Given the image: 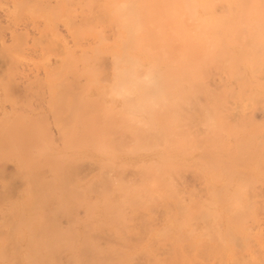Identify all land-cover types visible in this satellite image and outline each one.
<instances>
[{"label": "rangeland", "instance_id": "374dc122", "mask_svg": "<svg viewBox=\"0 0 264 264\" xmlns=\"http://www.w3.org/2000/svg\"><path fill=\"white\" fill-rule=\"evenodd\" d=\"M123 1L0 0V264H182L166 253L192 241L193 252L201 242L214 246L215 264H264V20L249 14H261L264 1L228 0L223 6L248 8L247 20L263 23L237 19L220 25L225 32L218 26V34L196 38L184 32L182 49L176 45L180 28L174 29L172 59L186 55L188 81L179 88L180 103L170 94L172 112L155 107L171 113L165 124L154 108L149 111L150 96L134 94L144 81L134 88L118 70L125 50ZM234 201L246 204L241 214L229 206ZM91 243L118 255L85 262L79 250ZM189 248L183 251L194 258ZM246 250L261 261L245 263Z\"/></svg>", "mask_w": 264, "mask_h": 264}, {"label": "bare ground", "instance_id": "6f19581e", "mask_svg": "<svg viewBox=\"0 0 264 264\" xmlns=\"http://www.w3.org/2000/svg\"><path fill=\"white\" fill-rule=\"evenodd\" d=\"M264 1V0H263ZM229 2L230 1H228V0H124L123 2H122V4H120V6H121V8H119V10L121 9L122 11H120V13L121 12H123V15H125V20H123V21H125L124 22V26H122V30H123V28H124V33H121V34H123L124 35V42L125 43H123V44H125L124 46L125 47H123V49L125 48V50H123V52H122V50H121V52H122V57L120 58V61H121V63L119 64V66H121L120 68H118V70H120V69H122L123 71H122V74H125V77L129 80L130 79V82H129V85L131 84V82H134L131 86L132 87H136V85H137V81L138 82H140V83H143V81H144V83L146 84V86H145V88H144V86H140L139 87V84H138V87L140 88V91L142 90V88H143V90H142V92H140V91H137L138 93H134L135 95L137 94V95H139V97H142L143 95V97H145L146 98V96H150L149 98L147 97V101H146V99L145 100H142V102L144 101H146V104H147V102L149 101L148 99H150V101H151V103L152 104H154V105H149V109H150V107H152V109H150L149 111L151 112V114H153L152 113V111L155 109V111L156 112H154L155 113V115L154 116H156V114L158 113L157 112V109L158 110H161V111H164L165 110V108H162V109H159V108H155V107H157V105L158 106H162V107H167V106H169L170 107V109H168V110H170L171 111V109L173 108V106H172V103H170V101L169 100H174V102H175V104H178V103H180V98L182 99V97L181 96H183V92H182V90L183 89H181V91H180V87L181 86H183V83H184V81H185V77L184 76H186L187 77V74H188V72L187 71H185V69L187 68V64H186V68H185V58H183V57H185V56H183L182 54L177 58V61L175 60V62L173 61V59L175 58L174 57V53L175 52H173L174 51V48H175V43H174V40H173V38H172V34L173 33H175L174 32V29L176 28H180L179 29V34H177V32H176V45L177 46H179V49H182V48H180L181 46H180V44L181 43H179V42H181L180 41V36H181V38L182 37H184V32L185 33H189L190 32V34L192 33V35L194 36L195 35V38H196V34H203L204 36H205V34H209V36L212 34L211 32L213 31V30H215V32H216V29L218 28V26H219V28L217 29V30H221L222 28L221 27H223V32H225L224 30V26H227L228 27V25L230 24V23H232V22H234L235 20L237 21V19H239V21H235L236 23H239V22H243L244 24L246 23L245 22V19L247 20V14L249 13V11L247 10L248 8H246V9H244V7H243V10L242 11H240L241 9H242V6H241V8L240 7H238L237 9H239V10H237V9H235L234 8V6H223V4H229ZM232 3H233V1H231ZM240 2H241V0H240ZM261 3V2H260ZM262 3H264V2H262ZM220 4H222V5H220ZM240 4H242L243 5V2L242 3H240ZM220 5V6H219ZM262 5V4H261ZM236 7V6H235ZM251 8H249V10H250ZM259 9V8H258ZM261 10H262V8H260ZM259 9V10H260ZM119 10H117V11H119ZM236 10H237V12L239 13V14H237L236 13ZM245 10H247V12L245 11ZM255 11H256V9H255ZM255 11H253L252 13H249V14H253L254 13V15H255V13H257L256 15H260V19L262 18V21L264 20L263 18H264V16H262L261 17V15H263L264 14V9H263V11H262V13L260 14L259 13V11H257V12H255ZM220 12L222 13V14H220ZM244 15V14H246L245 16H246V18H245V16H241L242 14ZM245 12V13H244ZM251 12V11H250ZM122 14V13H121ZM122 15V16H123ZM239 15H240V18H239ZM255 15V16H256ZM242 17H243V19H242ZM123 18V17H122ZM244 20V21H242V20ZM255 19V21H256V19L258 20V21H261L260 19H258L257 17H255V18H253L252 20H254ZM251 20V21H252ZM251 21H249V20H247V23L248 22H251ZM261 21V22H262ZM123 23V22H122ZM235 23V24H236ZM263 23V22H262ZM221 24H223L224 26H221L220 27V25ZM120 25H121V23H120ZM232 25H233V23H232ZM241 25V24H240ZM263 25H264V23H263ZM194 26L196 27V28H194ZM230 26V25H229ZM236 26V25H235ZM193 27V28H192ZM203 27V28H202ZM210 27H212V28H210ZM214 27V28H213ZM233 27V26H232ZM216 28V29H215ZM121 30V31H122ZM122 31V32H123ZM215 32H214V34H215ZM195 33V34H194ZM211 33V34H210ZM227 33V32H226ZM235 33V32H234ZM207 34V35H208ZM216 34H218L217 32H216ZM123 35H122V37H123ZM183 35V36H182ZM188 34H186V36H187ZM198 35V36H199ZM200 35V36H201ZM206 35V36H207ZM198 36H197V38H198ZM194 38V39H195ZM122 39V38H121ZM224 42V41H223ZM174 45H173V44ZM183 43V42H182ZM215 44V43H214ZM217 44V43H216ZM215 44V45H216ZM198 45V44H197ZM221 45V44H220ZM176 46V47H177ZM200 46V45H199ZM218 46V49H219V45H217ZM223 46V45H222ZM224 46H226V45H224ZM223 46V47H224ZM195 47V46H194ZM197 47V46H196ZM195 47V49H197ZM210 47V46H209ZM188 47H186V49H187ZM215 48V47H214ZM227 48H229V47H227ZM122 49V48H121ZM176 49V48H175ZM185 49V48H184ZM189 49V48H188ZM191 49V48H190ZM210 49H212V48H210ZM221 49V48H220ZM202 49H200V51H201ZM204 50V49H203ZM181 51V50H180ZM179 51V52H180ZM194 51V50H193ZM199 50H198V52H200ZM207 53L209 52L208 50H205ZM214 51H216V49L214 50ZM218 51V53H219V50H217ZM221 51V50H220ZM229 51V50H228ZM232 51V50H231ZM234 51V50H233ZM177 52H178V49H177ZM182 52H184V51H182ZM196 52V51H195ZM194 52V53H195ZM205 52V53H206ZM210 52H213V50L211 51L210 50ZM222 53H223V50L221 51ZM221 53V54H222ZM209 54V53H208ZM211 54V53H210ZM225 53H223V55H224ZM173 55V56H172ZM195 55V54H194ZM197 55V54H196ZM213 55H214V53H213ZM177 56V55H176ZM183 56V57H182ZM225 56V55H224ZM228 56V55H227ZM172 57H173V59H172ZM115 58V57H114ZM115 59H117V58H115ZM183 59H184V62H183ZM119 60V59H118ZM176 63V65L173 63ZM187 61V60H186ZM189 63V62H188ZM115 64H117V63H115ZM174 65V66H173ZM189 65V64H188ZM115 66V65H114ZM118 66V67H119ZM115 69H117V68H115ZM212 69V68H211ZM210 69V70H211ZM187 70V69H186ZM121 71V70H120ZM213 71H215V70H213ZM217 71V70H216ZM219 71V70H218ZM173 72H174V74H173ZM185 72H187V74L185 73ZM218 73V72H217ZM220 73V72H219ZM117 74H119V73H117ZM174 75L173 77L171 76V75ZM186 74V75H185ZM215 74V73H214ZM218 75V74H217ZM222 76H223V74H221ZM220 75V76H221ZM120 76V75H119ZM209 76H210V74H209ZM130 77V78H129ZM214 77H215V75H214ZM118 78V77H117ZM121 78V77H120ZM134 78L136 81H134V79L132 80V79ZM211 78H213V77H211ZM217 78V77H216ZM123 79L125 80V78L123 77ZM139 79V80H138ZM189 79V78H188ZM220 79L222 80V78L220 77ZM128 80L126 81V83H128ZM190 80V79H189ZM206 80V79H205ZM204 80V81H205ZM186 81H188L187 79H186ZM214 81V80H213ZM219 81V80H218ZM125 82V81H124ZM209 82V81H208ZM223 82V81H222ZM143 83V84H144ZM206 83V82H205ZM214 84H216L215 83V81H214ZM219 84V83H218ZM217 85V84H216ZM126 86V85H125ZM130 86V87H131ZM131 87V88H132ZM134 87V88H135ZM138 87L136 88V90H139L138 89ZM184 87V86H183ZM125 89V91L127 90L126 88H124ZM178 89H179V91H178ZM144 90H146V92L144 91ZM176 91H178V93L176 92ZM176 92V93H175ZM182 92V94L180 95V93ZM123 93V92H122ZM121 93V95H123ZM127 94H130V92L128 93V92H126ZM125 93V94H126ZM174 93L176 94V96L174 95ZM133 94V95H134ZM142 96H141V95ZM148 94V95H147ZM150 94V95H149ZM170 94L171 95H173L174 96V98H173V96H172V99H170ZM180 95V98L178 97L179 95ZM194 95H195V93H193ZM219 94V93H218ZM131 95V94H130ZM130 95H126V97L127 96H130ZM136 95V96H137ZM146 95V96H145ZM185 95V94H184ZM187 95V94H186ZM193 95V96H194ZM153 96H155V97H152ZM190 96V95H189ZM193 96H192V98H193ZM196 97H198V95L196 94L195 95ZM210 96V95H209ZM123 97H125V96H123ZM131 98L133 97V96H130ZM179 99H178V98ZM184 97H186V96H184ZM196 97H195V99H196ZM155 98V99H154ZM187 99H188V97H186ZM186 98H184V99H186ZM214 98H215V96H214ZM217 98V97H216ZM126 99V98H125ZM129 99V98H128ZM152 99V100H151ZM156 100V101H154V100ZM184 99H183V101H182V103L184 102ZM191 99V98H190ZM198 99V98H197ZM129 100H131V99H129ZM134 100V99H133ZM176 100V101H175ZM212 100V99H211ZM127 101V100H126ZM132 101V100H131ZM130 101V102H131ZM179 101V102H178ZM219 101V100H218ZM129 102V103H130ZM157 104H156V103ZM172 102V101H171ZM186 102H187V100H186ZM186 102H184V103H186ZM167 103V104H166ZM190 103V101L187 103V104H189ZM213 103V102H212ZM220 103V102H219ZM218 103V104H219ZM145 103L143 104V106L144 105H146ZM148 104H150V103H148ZM147 104V105H148ZM204 104V103H203ZM132 105V104H131ZM136 105V104H135ZM134 105V106H135ZM139 105V107L138 108H140V104H138ZM156 105V106H155ZM183 105V104H182ZM189 105H191V104H189ZM215 105V104H214ZM142 106V105H141ZM179 106L180 105H176V110L177 109H179ZM236 106V105H235ZM135 107H137V106H135ZM169 107H167V108H169ZM207 107V106H206ZM241 107V106H240ZM154 108V109H153ZM134 109H136V108H134ZM142 110H141V113H143L144 114V110H143V108H141ZM236 109V108H235ZM146 110H147V108H146ZM146 110H145V114H147L148 112H146ZM152 110V111H151ZM167 109L165 110V111H168ZM174 110V109H173ZM175 110V111H176ZM194 110V109H193ZM234 110V109H233ZM139 111V110H138ZM143 111V112H142ZM148 111V110H147ZM161 111H159V113L157 114V116L158 115H161ZM164 111V112H165ZM174 111V112H175ZM241 111V110H240ZM172 112V111H171ZM173 112V113H174ZM178 112V111H177ZM139 113H140V111H139ZM170 112H167V113H163V115H161L162 116V119L160 120V121H162V120H164V122L166 123V120L168 119V117L166 116L167 114H169ZM172 113V114H173ZM202 113H204L203 111H202ZM135 114H137V113H135ZM137 115H139V114H137ZM137 115H135V116H137ZM141 115V114H140ZM139 115V116H140ZM148 115V114H147ZM175 115V114H174ZM205 115H210V113H209V111H208V113H207V110H205ZM132 116V115H131ZM142 116V115H141ZM154 116H149V117H151L150 118V120L152 121L151 123H153V120L152 119H154V120H156V118H153ZM164 116V117H163ZM169 116L171 117L172 115H171V113L169 114ZM134 117V116H133ZM132 117V118H133ZM166 117H167V119H166ZM210 117V116H209ZM137 118V120H138V117H136ZM141 118V117H140ZM206 118V117H205ZM129 119V118H128ZM143 119H144V117H143ZM173 119V118H172ZM171 119V120H172ZM208 119V118H207ZM135 120V119H134ZM145 120V119H144ZM147 120V119H146ZM171 120H169V122H171ZM131 121H132V119H131ZM140 122H141V120H139ZM139 121H134V122H137V124H139L138 126H140L141 127V123L139 122ZM143 121V120H142ZM148 121V120H147ZM168 121V120H167ZM139 122V123H138ZM163 122V121H162ZM161 122V123H162ZM163 122V123H164ZM143 123V122H142ZM146 123H148V122H146ZM164 123V124H165ZM174 124H175V122H173ZM133 124V123H132ZM156 125V124H155ZM163 125V124H162ZM171 125L172 124H170L169 126L171 127ZM137 126V127H138ZM150 126V125H149ZM166 126H168V125H166ZM132 127V126H131ZM160 127V126H159ZM154 128H156V126H154ZM153 128V129H154ZM162 128H163V132H162V134H164V133H166L167 131H165L167 128L166 127H164V126H162ZM165 128V129H164ZM131 129H133V127L131 128ZM160 129V128H159ZM171 129H173L172 127H171ZM150 130H152V129H150ZM157 130V129H156ZM176 130V129H175ZM174 130V131H175ZM134 131V130H133ZM159 132L161 131V130H158ZM157 131V132H158ZM142 132V131H141ZM155 132V131H154ZM156 132V133H157ZM158 132V133H159ZM173 133V132H172ZM147 135V134H146ZM168 136V132L165 134V136H164V138L166 137L167 139H169V137L171 136V132H170V135ZM155 138H157V135L155 134ZM160 136V137H159ZM158 136V138L160 139L161 138V136H163V135H161V133H160V135ZM157 138V139H158ZM163 138V137H162ZM170 140V139H169ZM144 141V140H143ZM167 141V140H166ZM166 141H165V145H167V146H170V145H168V143L166 144ZM137 142V141H136ZM139 142V141H138ZM138 142H137V144H138ZM148 142V141H147ZM146 142V143H147ZM145 145V144H144ZM151 147V146H150ZM169 148V147H168ZM170 149H171V147H170ZM134 154V153H133ZM154 154V153H153ZM159 154V153H158ZM155 155V154H154ZM157 155V154H156ZM160 155V154H159ZM163 156V155H162ZM164 159V158H163ZM129 161V160H128ZM127 161V162H128ZM150 161V160H149ZM153 161V160H152ZM155 161V160H154ZM130 162H131V160H130ZM142 162H143V160H142ZM129 163V162H128ZM160 163V162H159ZM165 163H167V162H165ZM134 165H136V164H134ZM142 165V164H141ZM132 166V165H131ZM138 166V165H137ZM144 166V165H143ZM154 166V165H153ZM166 166V165H165ZM136 167V166H135ZM164 167V166H163ZM139 168V167H138ZM134 169V168H133ZM162 170H163V168H161ZM164 169H165V167H164ZM135 171H136V169H135ZM144 171H147V170H144ZM150 171V170H149ZM154 171V170H153ZM134 172V171H133ZM150 173V172H149ZM161 173H162V171H161ZM102 174V173H101ZM157 174V173H156ZM155 174V175H156ZM161 175H163V174H161ZM110 176V175H109ZM135 177H137L136 176V174L134 175ZM153 176V175H152ZM164 176H165V174H164ZM150 177V176H149ZM155 177V176H154ZM162 178H163V176H161ZM161 177H159L160 179H161ZM167 177V176H166ZM110 178V177H109ZM135 179V178H134ZM144 179V178H143ZM156 181V180H155ZM112 182V181H111ZM136 182V181H135ZM161 182H162V180H161ZM171 182V181H170ZM98 183V182H97ZM102 183V182H101ZM109 183V182H108ZM152 183H154V182H152ZM169 183V182H168ZM98 185V184H97ZM105 185V184H104ZM122 185V184H121ZM150 185H152V184H150ZM160 185H161V183H160ZM166 185V184H165ZM168 185V184H167ZM170 185V184H169ZM169 185H168V188L167 189H169ZM144 187H145V183H144ZM160 186H158V188H159ZM161 188H163L162 186H161ZM142 189H143V186L141 187V191H142ZM146 189H148V188H146ZM152 189H155V188H152ZM151 189V190H152ZM160 189V188H159ZM144 190V192H145V189H143ZM161 190V189H160ZM98 191V190H97ZM104 192V191H103ZM154 192V191H153ZM160 192V191H159ZM161 192H162V190H161ZM164 192V191H163ZM167 192H169L168 190H167ZM166 191H165V193H167ZM141 193V192H140ZM147 193V192H146ZM145 193V194H146ZM217 193V192H216ZM153 194V193H152ZM156 194V193H155ZM211 194V193H210ZM214 194H215V192H214ZM221 194V193H220ZM223 194V193H222ZM222 194L220 195V196H222ZM140 195V194H139ZM159 195V194H158ZM168 195H169V193H168ZM174 195V194H173ZM215 195H217V194H215ZM219 195V194H218ZM153 196V195H152ZM155 196V195H154ZM175 196V195H174ZM157 197V196H156ZM169 197L170 198H173L172 197V195H169ZM223 197V196H222ZM113 198V197H112ZM159 198V197H158ZM162 198V197H161ZM168 198V197H167ZM111 199V198H110ZM142 199V198H141ZM136 200V199H135ZM135 200H132V201H135ZM145 200V199H144ZM165 200V199H164ZM175 200V199H174ZM235 200V199H234ZM113 201V200H112ZM116 201V200H115ZM137 201V200H136ZM139 201H140V199H139ZM141 201H143V200H141ZM162 201V200H161ZM160 201V202H161ZM182 201V200H181ZM138 202V201H137ZM145 202V201H144ZM178 202H179V200H178ZM177 202V204L178 205H180L181 203L179 202L178 203ZM188 202V201H187ZM232 202V201H231ZM234 202H236V204H234V203H232L231 205H229L230 207H232V205H233V209H234V207L236 208L235 210L237 211V212H243L244 210H245V208H244V205H246L245 203L243 204V203H239L238 201H234ZM109 203V202H108ZM115 203V202H114ZM131 203H133V202H131ZM162 203H163V201H162ZM165 203V202H164ZM222 203V202H221ZM220 203V204H221ZM229 203H230V201H229ZM228 203V204H229ZM111 204H112V202H111ZM141 204V203H140ZM140 204H138V207L140 206ZM144 204V203H143ZM142 204V205H143ZM192 204V203H191ZM190 203H189V205H191ZM211 204H213V203H211ZM238 204V205H237ZM106 205L107 204H105V208L107 209V207H106ZM113 205V204H112ZM170 204H169V201H168V206H169ZM178 205H177V207H178ZM185 205V204H184ZM215 205V204H214ZM222 205V204H221ZM109 206H110V203H109ZM137 206V205H136ZM162 206H163V204H162ZM167 206V205H166ZM172 206V205H171ZM181 206V205H180ZM187 206H188V204H187ZM192 206V205H191ZM195 206H197V205H195ZM112 208H110V207H108V208H110V210L109 211H111V209H112V211H114L113 210V206H111ZM134 207V206H133ZM173 207H176V206H174V204H173ZM172 207V208H173ZM188 207H190V206H188ZM208 207V206H207ZM218 207V206H217ZM227 207H228V205H227ZM104 208V209H105ZM165 208V207H164ZM193 208H194V206H193ZM198 208V207H197ZM203 208H205L204 206H203ZM226 208V207H225ZM170 209V208H169ZM187 209V208H186ZM224 209V208H223ZM229 209V208H228ZM190 210V209H189ZM195 210V209H194ZM202 210V209H201ZM206 210V209H205ZM207 210H209L208 208H207ZM235 210H234V212H232V213H237V212H235ZM169 211V210H168ZM171 211V210H170ZM177 211V210H176ZM181 211V210H180ZM203 211V210H202ZM233 211V210H232ZM121 212H122V210H121ZM167 212V211H166ZM166 212H165V214H166ZM179 212V211H178ZM201 212V211H200ZM209 212V211H208ZM211 212H213V213H216V215H217V211H211ZM110 213V212H109ZM113 213V212H112ZM168 213V212H167ZM181 213V212H180ZM188 213V212H187ZM187 213H185V214H187ZM192 213V212H191ZM204 213H206V212H204ZM219 213H221L222 214V212H219ZM111 214V213H110ZM121 214H123V213H121ZM170 214V213H169ZM176 214V213H175ZM182 215H183V213H181ZM197 214H199V213H197ZM201 214V213H200ZM203 214V213H202ZM201 214V217L203 216ZM212 214V213H211ZM241 214V213H240ZM191 215H193V214H191ZM208 215V214H207ZM215 215V216H216ZM168 216V215H167ZM170 216H172V215H170ZM175 216V215H174ZM185 216V215H184ZM188 216H190L189 214H188ZM204 216H205V214H204ZM203 216V217H204ZM210 216V215H209ZM211 216H213V214L211 215ZM219 216H220V214H219ZM177 217V216H176ZM187 217V216H186ZM198 217V216H197ZM218 217V216H217ZM108 218V217H107ZM111 218H112V216H111ZM110 218V219H111ZM167 218H171V217H167ZM205 218V217H204ZM204 218H203V220H204ZM211 218V217H210ZM209 218V219H210ZM235 218V217H234ZM237 218H238V216H237ZM168 219V220H169ZM185 219V218H184ZM183 219V220H184ZM188 219V218H187ZM186 219V220H187ZM207 219V218H206ZM212 219V218H211ZM213 219H214V217H213ZM184 221L185 222V224H187L186 222L187 221ZM190 220V219H189ZM192 220H194V219H192ZM191 220V221H192ZM203 220H202V222H203ZM208 220V219H207ZM108 221V220H107ZM180 221V220H179ZM191 221H189V222H191ZM200 221V220H199ZM109 224H110V222H108ZM105 225V224H104ZM191 225V224H190ZM51 225H49L48 227H50ZM86 226H88V225H86ZM166 226V225H165ZM168 226H171V225H168ZM186 226V225H185ZM195 226V225H194ZM198 226V225H197ZM51 227H53V226H51ZM183 227V226H182ZM189 227V226H188ZM184 228V227H183ZM187 228V227H186ZM185 228V229H186ZM194 228V227H193ZM192 229V228H191ZM196 229H197V227H196ZM201 229V228H200ZM200 229H199V231H200ZM162 231V230H161ZM187 231V230H186ZM195 231V230H194ZM164 232L166 233V231L164 230ZM171 232H173V230H171ZM183 232V231H182ZM164 233V234H165ZM181 233V232H180ZM186 233V232H185ZM199 233V235L200 234H202V233H200V232H198ZM47 234H49L50 235V233H47ZM172 234V233H171ZM204 234V233H203ZM175 235H176V233H175ZM179 235V234H178ZM198 235V236H199ZM177 236V235H176ZM179 236H181V235H179ZM194 236H196L195 234H194ZM193 236V237H194ZM197 236V237H198ZM209 236V235H208ZM109 237V236H108ZM160 237V236H159ZM182 237V236H181ZM188 237V236H187ZM191 237H192V235H191ZM201 237H203V236H201ZM205 237V236H204ZM169 238V237H168ZM173 238V237H172ZM184 238H185V236H184ZM183 238V239H184ZM90 239V238H89ZM93 239V238H92ZM111 239V238H110ZM128 239V238H127ZM195 239H197V238H195ZM200 239V237L197 239V240H199ZM166 241L168 240V239H165ZM204 240V239H203ZM211 240V239H210ZM80 241H82V240H79V242ZM84 241V240H83ZM91 241V240H90ZM109 242H110V240H108ZM149 241V240H148ZM165 241V242H166ZM170 241V240H169ZM176 241V240H175ZM185 241V240H184ZM191 241V240H190ZM201 241V240H200ZM199 241V242H200ZM206 241V240H205ZM213 241V240H212ZM56 242H58V241H56ZM60 242V241H59ZM88 241L86 240V243H87ZM95 242H97V241H95ZM187 242V241H186ZM189 242V241H188ZM193 242V241H192ZM191 242V243H192ZM76 243H78V242H76ZM83 243H85V242H83ZM90 243V242H89ZM152 243V242H151ZM157 243H159V242H157ZM167 243V242H166ZM170 243L172 244V243H174L172 240L170 241ZM169 243V244H170ZM176 243H178V245H179V242H177L176 241ZM181 243V242H180ZM183 243V242H182ZM181 243V244H182ZM188 244V245H192V246H190V247H193L194 246V243L193 244ZM203 245H202V244ZM201 243H199V245L200 246H204V245H206V247L204 246L203 248H201L200 246H197L198 248H200V249H196L195 250V252H193L192 250H194L195 248H196V246H194L193 248H189L188 247V245L186 244L185 246H184V244H182L183 246H182V250L181 249H178L177 250V248H181V246L180 247H178L177 246V248L175 247V245H173L174 247L173 248H170L168 251H167V253H166V250L167 249H165V253L168 255L169 254V256L170 257H172L175 261H173L172 260V258H171V263L173 262V263H182V264H215V263H218L217 262V259L213 256L214 255V253L215 252H213V248H214V246L212 247V248H209V247H211L210 245H208V243L209 242H207L206 241V244H204L205 242H201ZM213 243V242H212ZM211 243V244H212ZM215 243V242H214ZM57 244V243H56ZM80 244H82V242L80 243ZM93 244V245H92ZM180 244V245H181ZM84 245V247L82 246V248H80V250H79V252L81 251L82 252V256L81 257H83V259L85 258V262L86 261H88L89 262V260H92V258L93 257H95L96 256V258H98V256H99V258L98 259H96L97 261H99L100 260V262L102 261V257L104 258V255H107V256H109V258H110V256H112L113 254H115V252H113V251H111V250H109L108 248H107V250H106V247H105V249H101V248H97L96 246H95V244L94 243H91L90 245H88L87 244V247H85L86 245L85 244H83ZM105 245V244H104ZM103 245V246H104ZM109 245V244H108ZM177 245V244H176ZM213 245V244H212ZM78 245H76V247H77ZM100 246V245H99ZM102 246V248H104ZM130 246V245H129ZM138 246H140V243H139V245ZM162 246V245H161ZM172 246V245H171ZM263 246V245H262ZM261 246V247H262ZM79 247V246H78ZM114 247V246H113ZM153 247V246H152ZM185 247H187V248H189L191 251H192V255H194V258H192L193 256H191V254L189 255V254H187L186 253V251L188 250V249H186V251L184 250L183 251V248L185 249ZM37 248V247H36ZM35 248V249H36ZM48 248V247H47ZM116 248H117V246H116ZM115 248V249H116ZM144 248V247H143ZM156 248V247H155ZM154 248V249H155ZM163 248V247H162ZM168 248V247H167ZM253 248V247H252ZM263 248V247H262ZM78 249V248H77ZM135 249V248H134ZM151 249V248H150ZM158 249H159V247H158ZM164 249V248H163ZM171 249H173V250H175L174 252H173V250H171ZM212 249V250H211ZM39 250V249H38ZM37 250V251H38ZM44 250H45V248H44ZM47 250H51V249H47ZM72 250V249H71ZM74 250H76L75 248L72 250V252L74 251ZM114 250V249H113ZM140 250V249H139ZM141 250H144V249H142L141 248ZM46 251V250H45ZM54 251V250H53ZM52 251V252H53ZM58 251V250H57ZM117 251V250H116ZM119 251V250H118ZM130 251V250H129ZM149 251V250H148ZM154 251V250H153ZM156 251V250H155ZM159 251H161V249H159L158 251H156V252H158L159 253ZM172 251V253L170 254V253H168V252H171ZM247 251V250H246ZM34 252V251H33ZM38 252H41V251H38ZM37 252V253H38ZM55 252V251H54ZM59 252V251H58ZM75 252V251H74ZM78 251L77 252H75V254L76 253H79ZM121 252V251H120ZM138 252V251H137ZM141 252V251H140ZM144 252H145V250H144ZM144 252H142V254H144ZM150 252V251H149ZM156 252H153L154 254H156ZM189 252V251H188ZM47 253H49L48 251L45 253V254H41L40 253V255H42V257L44 258V256L46 255V256H48V254ZM118 253V252H117ZM116 253V254H117ZM122 253V252H121ZM121 253H119V254H121ZM124 253V252H123ZM145 253H147V252H145ZM152 253V252H151ZM157 253V254H158ZM233 253V252H232ZM231 253V254H232ZM247 253H249V254H247V259H245L244 257H243V259H244V261H245V263H259V261H261L260 260V256L258 255V253L256 252V251H247ZM35 254V253H34ZM109 254V255H108ZM111 254V255H110ZM115 254V256H117ZM125 254H127V253H125ZM154 254H152V255H154ZM162 254H164V252L162 253ZM187 254V255H186ZM32 255V254H31ZM79 255H81V254H79ZM95 255V256H94ZM123 255V254H122ZM127 255H129V254H127ZM141 255V254H140ZM151 255V254H150ZM159 255V254H158ZM157 255V256H158ZM28 256H29V254H28ZM69 256V255H68ZM114 256V257H115ZM126 256V255H125ZM131 256V255H130ZM156 256V255H155ZM155 256H153V259H155L154 257ZM156 256V257H157ZM164 256H165V254H164ZM169 256H167V257H169ZM19 257V256H18ZM31 257V256H30ZM75 257V256H74ZM80 257V256H79ZM113 257V256H112ZM136 257V256H135ZM159 257L160 256H158L157 258H158V260H157V258L155 259V260H157V262L159 261ZM166 257V256H165ZM180 257V258H179ZM235 257V256H234ZM16 258H17V256H16ZM43 258H40V259H43ZM124 258V257H123ZM138 258H141V256L140 257H138ZM146 258V257H145ZM144 258V259H145ZM150 258H152V257H149L148 256V259H150ZM25 259V258H24ZM23 259V260H24ZM34 259V258H33ZM36 259V258H35ZM81 259V258H80ZM105 259V258H104ZM118 259H119V256H118ZM142 259V258H141ZM147 259V258H146ZM169 259V258H168ZM166 260L167 262L169 261L170 262V260ZM179 259H181L180 261H179ZM231 260L233 259V261H234V258L233 257H231L230 258ZM242 259V258H241ZM241 259H238V261L239 262H237V263H242L243 262V260L242 261H240ZM37 260V259H36ZM45 260H46V258H45ZM44 259H43V261H45ZM76 260V259H75ZM82 260V259H81ZM80 260V261H81ZM95 260V259H94ZM112 260V259H111ZM131 260V259H130ZM133 260V259H132ZM161 258H160V263H161ZM246 260H248V262L246 261ZM259 260V261H258ZM25 261V260H24ZM47 261V260H46ZM84 261V260H83ZM105 261V260H104ZM104 261H103V263H104ZM107 261V260H106ZM112 261H114V260H112ZM115 261H117V260H115ZM127 261V260H126ZM136 261H137V259H136ZM150 261H151V259H150ZM179 261V262H178ZM233 261H231V263H235V262H233ZM87 262V263H88ZM146 262V261H145ZM148 262V261H147ZM154 262H156V261H154ZM158 262V263H159ZM81 263H84V262H81ZM94 263V262H93ZM111 263V262H110ZM115 263V262H114ZM120 263V262H119ZM129 263H131V262H129ZM139 263H141V262H139ZM149 263V262H148ZM228 263H230V262H228ZM89 264H90V262H89ZM112 264V263H111ZM125 264H127V263H125ZM147 264V263H146Z\"/></svg>", "mask_w": 264, "mask_h": 264}]
</instances>
